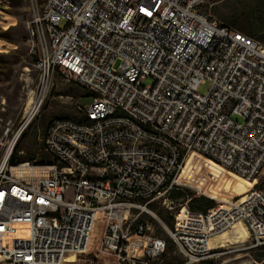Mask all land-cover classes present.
<instances>
[{
	"label": "built area",
	"instance_id": "2783aa9c",
	"mask_svg": "<svg viewBox=\"0 0 264 264\" xmlns=\"http://www.w3.org/2000/svg\"><path fill=\"white\" fill-rule=\"evenodd\" d=\"M214 1L44 0L29 24L35 100L0 162V264H162L166 242L139 222L156 206L182 264L207 262L238 224L264 246V45L210 20ZM57 74L91 104L52 123L39 162L11 165ZM189 154L251 190L206 213L177 205Z\"/></svg>",
	"mask_w": 264,
	"mask_h": 264
},
{
	"label": "rangeland",
	"instance_id": "374dc122",
	"mask_svg": "<svg viewBox=\"0 0 264 264\" xmlns=\"http://www.w3.org/2000/svg\"><path fill=\"white\" fill-rule=\"evenodd\" d=\"M43 3L44 0H0V57L6 59L4 66L0 64L4 73L0 75V162L12 137L17 133L35 100L34 91L38 80V69L37 59L30 52L29 24ZM255 4V0H216L204 6L202 12L210 20L216 21L219 25H225L228 24V20L236 17L240 9L245 7L253 9ZM3 33H8L12 41L1 37ZM146 84H151V81L148 80ZM208 89V84L203 85L199 92L206 94ZM77 100L82 108H86L91 104L92 97L70 78L62 74L55 75L48 97L42 103L35 119L20 136L13 155L16 154L19 160H24L32 154L36 162H39L49 123L61 118L81 119L76 106ZM199 160L203 162L204 159L200 157ZM191 174L198 184L186 183L180 179V182L185 185L182 189L191 192L193 196L198 193L203 194L215 201L216 207L226 205L228 202L212 197L221 194L229 184L241 181L238 175L228 171H225L223 177L217 182L209 179L205 168H202L200 172L192 171ZM254 188H264V168ZM239 190L236 189V192ZM239 193L236 198L238 200L246 195ZM175 202L181 205L182 200ZM156 208L154 212L158 219L142 214L139 222L147 228L146 235L159 238L166 244L167 241L171 242V249L162 264H182L184 257L168 233V230L174 228V215L165 214L158 206ZM243 228H245L243 225L238 224L234 229L213 239L211 247L217 250L208 262L211 264H264V246L253 248L254 241L249 234L245 240L238 239L239 232Z\"/></svg>",
	"mask_w": 264,
	"mask_h": 264
},
{
	"label": "trees",
	"instance_id": "16d2710c",
	"mask_svg": "<svg viewBox=\"0 0 264 264\" xmlns=\"http://www.w3.org/2000/svg\"><path fill=\"white\" fill-rule=\"evenodd\" d=\"M255 3L256 4H255L253 9H247L246 7L240 9L238 11V13L236 14V17H233V19L228 20V22H227L228 24H225V26H227L231 29H234L238 32H241L242 34H244V35H246V36H248V37H250V38H252V39H254V40H256V41H258L264 45V0H255ZM1 37L5 38L6 40H11L8 37V33L1 34ZM5 62H6V59L0 57V64H2V66H4L3 64ZM2 66L0 65V75L4 74L2 72V70H3ZM54 121L49 123V125L47 127V131H46V136H47L48 129L50 128V126L52 125V123ZM46 160H48L47 156L44 155L41 157V162L46 161ZM34 161H36V160L32 154H29V156L24 158V160H19L15 154V155H12V157L10 159V164L11 165H18V164H22V163H26V162H34ZM190 198H191V201L189 202V208L192 211L206 213L208 210L216 207L215 201L208 199L205 196L193 198V194L191 192H187V191L181 192V191H177V190H174L171 194V199L174 201L182 200V202H185ZM165 214H167V213H165ZM167 215H169V214H167ZM167 245H168V251H170L171 242L167 241ZM263 258H264V256H263ZM167 264H173V263H167ZM202 264H211V263H209L207 261V262H204Z\"/></svg>",
	"mask_w": 264,
	"mask_h": 264
},
{
	"label": "bare ground",
	"instance_id": "6f19581e",
	"mask_svg": "<svg viewBox=\"0 0 264 264\" xmlns=\"http://www.w3.org/2000/svg\"><path fill=\"white\" fill-rule=\"evenodd\" d=\"M199 158L200 157L196 154H189L188 158L186 159L185 168L181 176V180H184L186 183L191 182L197 185L198 183L194 179L191 173L192 171H195V170H197V172H200L202 168L206 169L207 176L209 177L210 180L214 182L219 181L223 177L225 170L221 166H219L218 164L206 158H203L204 160L203 162H201ZM251 188H252L251 182L245 179H241V181L236 182L235 184H229L227 188L221 194H218L216 196L214 195L212 198L220 199L222 201L226 200V202H232L233 200L237 198V196H239L240 194L239 192H241L242 195L247 194L251 190ZM236 189H240V190L236 192ZM241 199H244V198H241ZM239 233L240 235H238V239L245 240L248 237V231L245 228H243L241 232Z\"/></svg>",
	"mask_w": 264,
	"mask_h": 264
},
{
	"label": "crops",
	"instance_id": "0c3cea01",
	"mask_svg": "<svg viewBox=\"0 0 264 264\" xmlns=\"http://www.w3.org/2000/svg\"><path fill=\"white\" fill-rule=\"evenodd\" d=\"M48 160H50V156L48 157ZM48 160H47V161H48Z\"/></svg>",
	"mask_w": 264,
	"mask_h": 264
}]
</instances>
